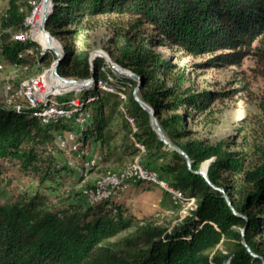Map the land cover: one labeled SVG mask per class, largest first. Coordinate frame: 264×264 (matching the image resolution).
Masks as SVG:
<instances>
[{"label":"trees","instance_id":"1","mask_svg":"<svg viewBox=\"0 0 264 264\" xmlns=\"http://www.w3.org/2000/svg\"><path fill=\"white\" fill-rule=\"evenodd\" d=\"M26 1L8 0L0 22L2 30L23 28L25 15L32 10L30 6L21 10ZM50 1L45 29L64 53L57 74L77 80L93 77V82L107 83L112 92L93 88L82 94L80 110L88 109L89 114L81 126L70 120L41 123L35 116L46 107L41 103L18 111L0 106V175L1 161L10 159L39 183L54 181L57 164L53 147L48 145L52 146L55 133L71 132L81 147H87L88 142L98 146L99 161H110L118 152L119 160L141 155L139 163L145 170L157 172L167 185L191 198L194 207L169 226L137 220L119 202L87 206L72 202L75 194L54 202L35 193L1 203L0 189V264H262L264 150L251 157L245 151H231L224 143L190 139L189 111L209 114L224 94L198 91L190 74L155 47L167 42L193 57L210 56L205 68L238 66L251 55L264 60V0ZM103 16L125 20L130 27L124 35L116 33L110 39V56L142 79L138 97L153 110L170 143L190 159V168L186 159L166 148L152 130L149 114L134 98L138 83L107 68L112 76L109 82L104 61L91 59L87 47L76 44L94 20ZM143 25L150 26L157 39L139 37ZM255 44H263L256 54L254 48L259 50V46ZM35 45L29 38L9 41L2 35L0 53L10 66L29 62L47 66L55 56L41 52L36 60L26 58L33 55L31 47ZM89 96L94 98L87 106L84 100ZM209 159L213 160L207 167L208 178L224 190L231 206L222 193L194 173ZM79 195L84 198L82 191ZM242 229L253 255L242 244Z\"/></svg>","mask_w":264,"mask_h":264},{"label":"rangeland","instance_id":"2","mask_svg":"<svg viewBox=\"0 0 264 264\" xmlns=\"http://www.w3.org/2000/svg\"><path fill=\"white\" fill-rule=\"evenodd\" d=\"M40 3L27 0L24 2L25 5L21 6V10L25 11L28 6L35 10ZM7 8L8 0H0V22ZM48 11L49 5L46 8V12ZM31 12L25 15L22 24L23 28L10 27L2 30L0 27V39L2 35H5L9 41H20L23 37L17 36L19 33L32 36L29 31L33 23L32 21L27 22ZM128 30H130V27L125 20L118 19L115 16H103L96 18L92 27L79 39L75 40L77 45L82 43L87 47L92 58H101L104 61L106 64L104 72L108 74L110 82H112V76H110L109 72H114L120 76L124 74L121 75L111 69L109 59L113 63L115 62L110 56L109 41L116 33L124 35ZM134 33L136 32L132 30L131 35H134ZM138 34L139 37L141 36L147 40L157 39L155 31L150 26L143 25L139 27ZM27 38L24 37L23 40ZM52 41L56 43L54 40ZM36 44L31 47L33 55L30 53L26 55V58L36 60L41 52L55 56L52 50L44 49L37 42ZM57 46L59 49L62 48L60 43ZM257 46H259V50L254 48V54L260 52V49L263 48V44H258ZM155 50L165 59L172 61L188 72L193 86L198 91L224 94V98L213 104L212 112L209 114L200 115L189 111L190 118L187 120V125L191 132L190 139L205 141L212 145L224 143L230 147L231 151H245L251 157L258 150H264V60L262 58L260 61L257 60V55H251L245 57L238 66L205 68L203 65L210 59V56L193 57L176 49L167 42L159 43ZM0 57L2 59L0 69V106L14 111L27 109L28 101L26 96L28 93L26 90L22 91L19 89L20 84L29 78H37L36 85L37 87L41 86L40 77L44 71L51 69L55 58L50 60L47 66L43 65L44 62H29L10 66L5 62L1 53ZM107 68L110 70L109 72ZM124 77L127 76L124 75ZM127 78L136 81L133 78ZM94 84L93 86L91 83L88 86H82L81 93L71 98L47 101L45 105L53 104L54 107L62 108L77 102L80 107L82 104L81 100L83 101L84 99L82 94L85 91L93 88L102 90ZM60 89L61 87H57L50 90L51 93H58ZM31 93L36 97L35 102L41 103V96L37 88L31 89ZM72 94L74 93H71L70 96ZM92 97L89 96V99L84 100L87 106L92 102L94 98ZM88 112V109L85 111L79 110L78 112V116L81 115L83 123L88 117ZM181 113L185 114L184 112ZM70 121L79 125V120L77 119ZM69 134L73 135L74 139L75 134L71 132H65L64 134L61 132L55 133L56 138H54L52 146L48 145V148L53 147L52 154L57 164L54 168L56 171L54 181H47L41 184L30 172L22 170L16 160L7 159L1 161V203L15 202L22 196L30 197L35 193L43 194L54 202L57 198L75 194L76 197L72 202L87 206V204H92L87 194L93 189L95 182L100 177L107 174H119L127 169L134 160L138 163L142 160L141 155L119 160L121 154L118 152L111 157L110 161H99L98 158L101 156V151L98 146L88 142L87 147L85 144L81 147L77 137L78 146L72 149L70 143H75L76 141H71L70 139V142H66ZM91 161H94V163L90 164ZM156 175L159 176L157 172ZM125 184L126 188L120 197L109 202H119L126 213L137 220H149L158 224L172 226L174 222L189 215L194 207L193 200L184 197L180 191L178 192L181 198L177 199L175 195L166 192L157 185L133 182L131 180H128ZM81 191L84 198L79 195Z\"/></svg>","mask_w":264,"mask_h":264},{"label":"bare ground","instance_id":"3","mask_svg":"<svg viewBox=\"0 0 264 264\" xmlns=\"http://www.w3.org/2000/svg\"><path fill=\"white\" fill-rule=\"evenodd\" d=\"M46 0H42V2L40 3V5L35 8V10H32L31 15L29 16V18L27 19V22L32 21V26L30 27V34H32V36H26V34H24V37H28L29 39H32L33 41L37 42L38 44H40L44 49H48V50H55L56 52L59 51V48L57 46L56 43H54L53 41H51L50 39H48L42 32L41 27H40V22L42 19V15L43 13L46 11ZM24 39V38H21ZM52 67V66H51ZM117 71L114 70L117 73L120 74H124L127 77H131L128 76L127 74H129L128 71L121 69L120 67H117ZM0 69H1V63H0ZM104 75L106 77V80L109 79L108 74L106 72H104ZM41 83H48V81H51V83L49 84L50 89L52 88H57V87H61L64 89H69V88H78V87H82L79 86V84L77 83H68V82H64L61 79H59L57 76H55L52 73V70H47L44 71L40 77ZM89 79H87L86 81H88ZM109 81V80H108ZM37 82V78H29L28 80H25L22 82V84H20L19 89L24 91L26 90L28 95L26 96L27 99V107H35L38 103L35 102V92L34 94L31 93V89H35L38 88L36 85ZM110 82V81H109ZM93 84L97 87H99L100 89L104 90V91H109L112 92V88L110 86H108L107 83H104L102 81H95L93 82V80H91V82H89L87 85L89 84ZM41 84V85H42ZM111 84V83H110ZM91 86V87H92ZM90 87V86H89ZM39 92V91H38ZM51 92V90H50ZM33 94V96H32ZM121 98H123V96L120 93H117ZM85 99H89L88 97ZM36 103V105H35ZM52 105V106H51ZM82 105V104H81ZM81 107V106H80ZM79 104L77 102H73L72 104L68 105L67 107H62V108H58V107H54L53 104H48L46 105V107L41 108L39 111H37L35 113V116L41 121V123L43 124H48L49 122H58V121H69L73 118V116L75 114H79V110H80ZM19 109V108H18ZM18 111V110H17ZM81 111V110H80ZM51 112H56L53 116H51L49 119H45L47 118V116L51 113ZM132 120L128 119V122L130 124H132L131 122ZM70 139L71 141H75V138L73 139V135H70ZM73 143V142H72ZM137 143V142H136ZM62 145V144H61ZM140 150H142V146L135 144ZM77 145V141L75 142V144H73L72 149H75ZM208 166V161H205L202 163L201 168L203 170H206ZM147 171V174H142L140 177H131L129 174H136L137 172H145ZM128 180H131L133 182H143V183H147V184H151V185H157L159 188L165 190L166 192L172 193L173 195H175V197L177 199L181 198L180 193L178 192V190L173 189L172 186L170 187L169 185H167V182H164L162 180H160L158 178V176L156 175L155 172L152 171H148L145 170L136 160H134L131 165L125 169L124 171L120 172L119 174H107L105 176L100 177L96 182L95 185L93 187L92 190H90L87 194L88 199L90 201V203L92 204H96V203H101L104 201L109 202L110 200H116L117 198L120 197V195L124 192L125 188H126V182ZM110 182V185H119L121 184L123 191L122 193H118V195H114V194H107V193H100L99 196V200L94 201L95 197L97 196V187L101 184L104 183H108Z\"/></svg>","mask_w":264,"mask_h":264},{"label":"water","instance_id":"4","mask_svg":"<svg viewBox=\"0 0 264 264\" xmlns=\"http://www.w3.org/2000/svg\"><path fill=\"white\" fill-rule=\"evenodd\" d=\"M46 8L47 6L49 5V11L48 12H44L43 15H42V19H41V22H40V27H41V30L43 32V34L48 38L50 39L51 41L54 40L57 44H59V42L52 36L50 35V33L45 29V23H46V20L49 16V14L51 13V8H52V4H51V1L50 0H46ZM52 52L54 53L55 55V60L52 64V67H51V70H52V73L57 76L59 79H61L62 81L64 82H68V83H77L79 84V86H85L87 85L89 82H91V80H93V77H90V79L88 81L86 80H77V79H73V78H63V77H60L58 74H57V67L60 63V61L62 60V58L64 57V53H63V49H59V51H53ZM91 59H94V58H91ZM109 59V58H108ZM110 64H111V69L113 70H116L117 71V67H120L118 66L116 63H113L110 59ZM121 68V67H120ZM123 69V68H122ZM125 70V69H123ZM128 71V70H126ZM129 74H127L128 76H131L130 78H133L137 81L138 85L137 87L135 88L134 90V98L135 100L140 104V106L149 114L150 116V122H151V127H152V130L155 132V134L157 135L158 139L160 141H162V143L164 144V146L170 150H173L175 152H177L178 154H180L181 156H183L185 159H186V162H187V166L188 168H190V159L187 157V155L181 150L179 149L178 147L172 145L170 143V141L167 139V137L165 136V134L162 132L161 128L159 127L157 121H156V118H155V115H154V112L153 110L147 105L145 104L144 102H142L140 100V98L138 97L137 93H138V90L140 88V86L142 85V79L137 76L136 74H134L133 72L131 71H128ZM122 75V74H121ZM124 76V75H123ZM213 159H209L207 160L208 161V165L209 163L212 161ZM208 167V166H207ZM195 174L197 175H200L204 181L210 186L212 187L214 190L222 193L224 195V198L226 199V202L229 206H231V203L230 201L228 200L225 192L223 189H220V188H217L215 187L209 180L208 178V174H207V168L206 170H203L202 168H200L198 171H194ZM233 210V208H232ZM241 235H242V244L247 248V250L250 252L249 248L246 246V243L243 239V236H244V229L241 230ZM251 253V252H250ZM251 255H253L251 253ZM262 264H264V261L262 262Z\"/></svg>","mask_w":264,"mask_h":264},{"label":"built area","instance_id":"5","mask_svg":"<svg viewBox=\"0 0 264 264\" xmlns=\"http://www.w3.org/2000/svg\"><path fill=\"white\" fill-rule=\"evenodd\" d=\"M17 36H22L24 38V33H19ZM51 81H48V83H43L41 86L37 88V91H39V94L41 96V103L42 105H45L47 101H56L60 99H68L71 98L72 96H75L79 93H81V87L78 88H69V89H60L58 90V93H51L50 92V87L49 84ZM71 93H74L70 96ZM14 95V93H13ZM31 108V107H27ZM56 112H51L47 118L49 119L51 116H53ZM72 119H77L79 120V125L83 124V120H81V115L78 117H73ZM70 142V136L67 135L66 142ZM71 147H73V144L75 143H70ZM94 161H91L90 164H93ZM142 174H147V171L145 172H137L136 174H129L131 177H140ZM123 188L121 184L119 185H110V182L101 184L97 187V196L95 197L94 201L99 200L100 193H107V194H114L118 195V193H122Z\"/></svg>","mask_w":264,"mask_h":264},{"label":"crops","instance_id":"6","mask_svg":"<svg viewBox=\"0 0 264 264\" xmlns=\"http://www.w3.org/2000/svg\"><path fill=\"white\" fill-rule=\"evenodd\" d=\"M70 135V134H69Z\"/></svg>","mask_w":264,"mask_h":264}]
</instances>
